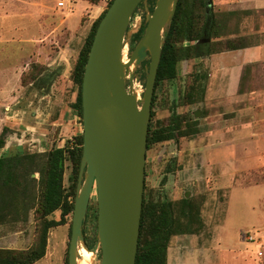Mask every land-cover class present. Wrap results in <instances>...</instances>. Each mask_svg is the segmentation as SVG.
Listing matches in <instances>:
<instances>
[{
    "label": "rangeland",
    "instance_id": "obj_1",
    "mask_svg": "<svg viewBox=\"0 0 264 264\" xmlns=\"http://www.w3.org/2000/svg\"><path fill=\"white\" fill-rule=\"evenodd\" d=\"M58 1L0 0V19L6 18L13 23V27L9 29L0 28V71L10 67L9 65L14 66L20 60L21 53L30 49V45L19 43V39L28 37L29 35L26 34H29L28 31H30L27 26L21 29L20 22H23L22 20L25 21L29 16H34L38 8L44 10L45 14L52 13L55 16L65 17L72 10L73 2L76 0H70L62 8L57 6ZM84 2L87 5L88 13L82 17L81 22L89 18L90 22L93 23L106 9L109 0H97L96 5L86 0ZM241 3L243 5L249 4L251 0H211V9L217 12L215 9L219 6L222 7V11H227V7L241 6ZM144 7V4L141 3L136 9L135 19L132 22L134 23L138 19L141 25L137 32L131 33L125 46L126 59L127 53L137 43L133 41V36L145 27ZM146 7L149 5L146 4ZM247 11L249 14L245 21L243 19L240 22L239 30L242 26V32L250 35L253 34V24L254 29H258L261 15L264 16V13L254 12L251 14V10ZM228 29L227 27L223 37L216 39L221 43L217 46L218 49H222L227 38L235 40L233 35H229ZM249 40L252 41L247 36L245 38L246 44L250 42ZM230 51L232 50H224L200 59L180 61L176 78L158 84L153 91L155 99L151 108L152 116L150 114L149 119L153 126L168 125L173 112H175L183 121L181 126L186 129V132L194 128L198 130V133H189V136L186 137L178 136L177 139L151 146L150 149H146L145 160V192L143 191V193H145L148 201H171L176 204L182 198H187L199 211V220L193 218L190 222V227L196 232L173 236L168 245L167 251L170 255H174L175 258L177 255H184L183 263L186 264H225L233 251L232 234L238 231L243 236L252 234L254 241L245 242L242 240L247 249H245L244 255L239 253L240 250L235 252V254L239 253L236 257L243 259L245 256L253 264H259L260 261L255 256L256 246H259L261 242L260 225L256 217L260 214L261 200L264 198V194L260 193V189L246 188L264 181V154L252 166L255 167L254 169H248L244 165L246 159L241 155L236 159L237 168H235V172H227L229 162L235 161L238 152H242V144L250 140L251 135L245 133L244 128L247 126H244L243 123L233 125L228 122V118L232 116L229 106L233 103L231 97L234 95L229 86L225 92L220 93V79L218 83L216 81L210 83L212 78L211 59L217 54ZM125 58L124 61H126ZM147 65L148 61L136 70L131 68L133 71V89L137 91H142L144 88L143 82ZM249 78L251 79L250 75H243L239 94L259 89V78H253L252 82ZM191 86L195 87L193 92L198 86L203 87L200 96L193 95L192 102L186 96ZM6 96L7 94H4L1 97ZM141 96L142 92H139V98ZM138 103L140 105V99H138ZM187 124H190L189 129H187ZM41 127L49 132L46 133L48 138L45 140L47 144L44 150L59 148L58 145L62 137H58L57 132L55 133L51 126ZM3 128L6 130L2 134L4 144L0 149L4 147L7 137L16 133V130L1 124L0 136ZM233 129L239 133L235 134L234 131L232 132ZM256 136L254 135V138ZM245 137L248 140H245ZM71 140L74 141V138ZM71 140L68 141L70 148L74 146V142L71 143ZM65 142L66 140L62 141L61 144L64 145ZM247 143L257 145L259 142L257 139H253ZM36 150L31 149L30 153L41 154L45 152ZM21 152L23 154L28 153L26 149L21 150ZM69 169L68 162H65L64 180L69 174ZM32 177L37 179L38 175L33 173ZM37 187V183L27 182L25 197L18 199L17 205L15 204L6 212L5 221L0 224V249H12L3 248L11 245L16 248L12 250H25L35 242L37 222L32 205ZM251 205L255 207L253 210ZM96 208V191L94 188L89 199L84 225L86 239L91 244L95 238L97 225ZM176 216L181 217L178 211ZM56 217L59 219L58 211L50 215L48 219L56 220ZM194 217L196 216L194 215ZM181 221L186 223L187 218H181ZM70 224L71 216H68L65 225L49 230L45 256L34 264H65L68 254ZM87 253L92 257L91 264H99V252L94 256L88 250Z\"/></svg>",
    "mask_w": 264,
    "mask_h": 264
},
{
    "label": "water",
    "instance_id": "obj_2",
    "mask_svg": "<svg viewBox=\"0 0 264 264\" xmlns=\"http://www.w3.org/2000/svg\"><path fill=\"white\" fill-rule=\"evenodd\" d=\"M141 3L145 6V27L124 61L130 35L141 25L138 19L132 22ZM177 3L178 0H155L149 11L147 0H113L98 23L81 83L82 155L68 264H78L81 247L93 256L99 252V264H135L151 101L162 45ZM210 5L211 0H207L206 8ZM145 61L144 88L137 91L133 89L131 68L136 70ZM94 188L96 241L88 249L83 229Z\"/></svg>",
    "mask_w": 264,
    "mask_h": 264
},
{
    "label": "trees",
    "instance_id": "obj_3",
    "mask_svg": "<svg viewBox=\"0 0 264 264\" xmlns=\"http://www.w3.org/2000/svg\"><path fill=\"white\" fill-rule=\"evenodd\" d=\"M86 1L93 5L97 4V0ZM112 1L109 0L106 9L91 24L70 74V80L76 88V97L70 107L76 112L81 124V83L87 55L98 23ZM154 3L155 0H147L149 11H152ZM206 3L207 0H178L172 23L165 34L162 45L154 91L158 84L176 78L178 65L182 60L200 59L224 50H237L247 46L246 37L240 35L239 28L240 22L249 12L247 10L214 12L211 9L212 4L206 8ZM227 27L229 35H233L235 40L227 38L222 49H218L217 46L221 43L216 39L223 37ZM231 27L233 29H230ZM142 33L143 29L133 36V41L138 42ZM198 40L208 41L197 43ZM145 63L146 61L142 65ZM43 70V65L31 63L29 68L21 74V86L26 87L35 82ZM194 88L191 86L186 95L190 102L194 94L198 97L203 91L201 86H198L195 92L192 91ZM154 99L153 94L151 106ZM182 123L183 121L175 112L168 125L153 126L149 122L146 149L177 139L178 136L186 137L189 133H198L195 128L186 132V129L181 126ZM189 126L190 124H187V129ZM4 130L6 128H3L0 136V147L4 144L2 135ZM73 144L74 146L70 148L67 141L63 147L51 148L41 154H23L17 150V153L0 157V224L5 221L8 209L13 207L18 199L25 197L27 182L38 184L32 205L37 222L35 242L25 250L0 249V264H34L39 261L45 256L49 230L65 225L67 217L72 216L82 155V133L74 137ZM65 162H68L70 167L66 180H64ZM33 173L38 175L37 179L32 177ZM57 211L59 212L58 220L48 219ZM177 211L181 217L176 216ZM198 213L199 211L190 199L182 198L176 204L171 201L152 202L148 201L143 193L135 264H167V250L171 237L187 233L194 234L196 231L190 227V222L193 218L199 220ZM181 218H187L186 223H183ZM70 233L71 224L69 225V237ZM83 234L85 236L84 229ZM95 241L96 229L92 244L85 236L86 247L92 249ZM65 264H68V254Z\"/></svg>",
    "mask_w": 264,
    "mask_h": 264
},
{
    "label": "crops",
    "instance_id": "obj_4",
    "mask_svg": "<svg viewBox=\"0 0 264 264\" xmlns=\"http://www.w3.org/2000/svg\"><path fill=\"white\" fill-rule=\"evenodd\" d=\"M245 5L241 3V6L227 7V11L251 10V14L264 13V0H251V3ZM221 9L222 7L218 6L215 10L221 11ZM87 13L86 3L76 0L73 2L72 10L65 17L55 16L52 13L45 14L44 10L38 8L34 16H29L25 21L20 22L21 29L27 26L30 31L26 34L29 35L28 37L19 39V43L30 45V49L21 53L20 60L14 66L9 65L7 69L0 71V125L16 130V133L7 137L4 147L0 149V157L7 153H17L18 148L26 149L28 153L31 149H37L38 152L45 151L47 144L45 140L48 138L46 133L49 132L41 126L53 127L57 136L62 137L59 148L82 133L79 118L70 107L76 97V88L70 80V74L91 27L92 22L89 18L81 22L82 17ZM11 27L13 23L8 19H0V28ZM254 27L253 24V34L247 35L242 32L241 26L240 35L248 36L252 40H249L245 48L217 54L210 63L212 77L210 83L215 81L218 83L220 79L219 92H225L229 86L234 93L231 97L233 103L229 106L232 116L228 118V122L233 125L243 123L247 126L244 128L245 133L251 135L250 140L246 137L244 139L248 141L257 139L259 142L256 143L257 145L247 143L248 141L243 143L242 152L239 150L235 161L229 162L228 173L235 172L236 159L241 155L246 159L244 165L248 169H254L255 167L252 166L264 154V16L261 15L258 29ZM31 63L43 65L44 70L35 82L22 87L21 74ZM246 74L251 76L250 82L258 77L259 83H257L260 87L249 93L239 94L241 78ZM4 94L7 96L1 97ZM256 125L258 127H255ZM237 133L239 132H235ZM254 135L257 136L254 138ZM64 140L66 142L62 145ZM253 188L260 189V193L264 194L262 192L264 181L246 189ZM261 201L260 214L256 217L260 225L261 242L256 246L255 256L259 258V264H264V198ZM250 207L252 210L255 208L252 205ZM232 235L233 251L225 264H253L245 256L243 259L236 257L239 253L244 255L247 249L242 240L249 241L239 231ZM3 248L16 249L11 245ZM239 250L240 252L235 254ZM183 260L184 255L180 254L175 258L167 251V264H186Z\"/></svg>",
    "mask_w": 264,
    "mask_h": 264
},
{
    "label": "bare ground",
    "instance_id": "obj_5",
    "mask_svg": "<svg viewBox=\"0 0 264 264\" xmlns=\"http://www.w3.org/2000/svg\"><path fill=\"white\" fill-rule=\"evenodd\" d=\"M82 248V249H81ZM79 248V258L77 260L78 264H91L92 257L87 253V249L84 247Z\"/></svg>",
    "mask_w": 264,
    "mask_h": 264
},
{
    "label": "built area",
    "instance_id": "obj_6",
    "mask_svg": "<svg viewBox=\"0 0 264 264\" xmlns=\"http://www.w3.org/2000/svg\"><path fill=\"white\" fill-rule=\"evenodd\" d=\"M67 2H69V0H59V1L57 2V6H58L59 8H62V7L64 6V4L67 3ZM73 142H74V141L71 140V143H73ZM71 148H72V147H71ZM245 237H246V239H247L249 242L254 241V236H253L252 234H248V235H246Z\"/></svg>",
    "mask_w": 264,
    "mask_h": 264
},
{
    "label": "flooded vegetation",
    "instance_id": "obj_7",
    "mask_svg": "<svg viewBox=\"0 0 264 264\" xmlns=\"http://www.w3.org/2000/svg\"><path fill=\"white\" fill-rule=\"evenodd\" d=\"M151 102H152V101H151ZM151 108H152V106H151ZM15 149H16V148H15ZM22 149H23V148H21V149H20V148H18V151H21Z\"/></svg>",
    "mask_w": 264,
    "mask_h": 264
}]
</instances>
